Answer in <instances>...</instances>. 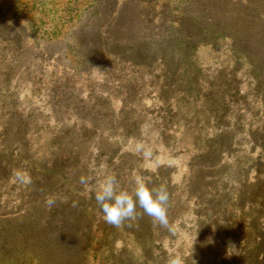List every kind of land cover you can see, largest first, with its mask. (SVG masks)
Masks as SVG:
<instances>
[{
    "label": "rangeland",
    "instance_id": "rangeland-1",
    "mask_svg": "<svg viewBox=\"0 0 264 264\" xmlns=\"http://www.w3.org/2000/svg\"><path fill=\"white\" fill-rule=\"evenodd\" d=\"M187 1L154 0L146 9L149 21L140 25L132 21V11L145 12L138 0H0V19L6 23L0 26V246L6 242L13 251L12 257L0 254V264H30L38 237L26 240L25 229L29 223L44 225L38 220L51 211L45 207L46 196L56 201L61 197V202L71 198L79 210H85L83 241L92 248L90 264H172L173 260L264 264L259 248L253 262L248 250L252 244L245 246L252 242L246 241L247 236L259 227L252 220L258 207L249 205L262 194L255 177L264 178V88L248 83L255 74L224 39L215 48L190 45L175 57L185 62L190 54L195 60L182 72L186 78L180 91L175 81L159 79V61L142 70L118 57L127 56L115 45L118 38L125 43L133 34H172L168 24L159 22L182 16ZM132 2L135 7L129 5ZM192 10L189 6L187 14L195 22L201 11ZM209 10L207 6L204 13ZM155 14L160 20L151 22ZM233 102L239 105H232V122L244 129L229 139L220 136L218 122ZM92 121L98 128L95 132ZM252 128L254 132L249 131ZM191 134L199 140L208 135L209 142L216 144L234 141L229 164L213 170L204 166L191 180L189 168L178 170L173 180L181 183V196L176 191L171 195L173 187H166L168 215L177 216L167 228L154 226L139 207L138 224L129 221L120 228L107 224L86 187L94 188L108 174H115L122 188L134 187L132 174L127 176V168L115 155L118 146L133 153L125 156L126 166L132 162L135 176L144 177L152 172L156 155L161 163L182 165L181 158L186 162L182 141L189 142ZM176 139L182 141L176 144ZM72 140L77 145L84 142L77 169L87 172L82 175L90 178L87 186L72 179V169L65 175L68 180H63L59 175L44 176L40 168L50 165V157L58 153L76 151ZM166 140L172 141L171 147ZM138 146L152 153L145 162L138 159ZM220 174L223 178L217 179ZM38 251L49 264L65 260L49 249Z\"/></svg>",
    "mask_w": 264,
    "mask_h": 264
},
{
    "label": "trees",
    "instance_id": "trees-1",
    "mask_svg": "<svg viewBox=\"0 0 264 264\" xmlns=\"http://www.w3.org/2000/svg\"><path fill=\"white\" fill-rule=\"evenodd\" d=\"M153 1L154 0H138V5H140V8L142 10H145V12L143 13L139 11L136 15V12L132 11V15H134L132 21L139 23L140 25L148 22L149 11H147L146 9L150 7V4ZM187 4L188 5H186L185 8L181 9L182 16H170V19H166V17H163V20L159 22L161 26H166L168 24L169 27L167 26V30H172V34L157 33L154 36L144 37H140L138 36V34H133L130 36L131 39L129 37V39L125 41V43L124 41L119 43V38L114 40L115 45H117L121 49V52L125 50L127 54V56H125V54H118L119 59L121 60L122 57H125L122 60L128 59L127 62L130 65L139 69L147 68L155 61H159V65L162 67L161 73L158 76L159 79L163 77L166 81L165 83H170L172 80L175 81L179 84V88L177 89H179L180 91V86H183L186 78V75H183L182 72L185 68L188 67V62L189 65L192 64L194 66L195 60L194 56H190V54H188L189 60L187 59V61L185 62H179V60H175V57L181 56L182 52L186 50L190 45H193V47L195 48L200 44H212V47L215 48V46H217V43L221 39H224L230 42L231 51H233L234 53L236 52L242 59H244L243 64H247L251 69V73H254L256 75L255 76L253 74L254 79L252 78V80H248V83H255L254 86L256 87V89H260V87L264 88V0H188ZM129 5L135 7L134 2ZM189 6L193 7V12L194 8L195 10L200 9L201 11L198 14L199 16H196L195 22H193L192 19H189L188 17L187 8ZM207 6H210V10L206 14L204 12L206 11ZM230 6H233L236 9L230 8ZM214 9L220 12L217 13ZM157 15L158 14L152 16L153 18L151 22H154L157 19L160 20ZM233 21L235 23H233ZM2 24H4V26L6 25V23L1 21L0 19V26ZM163 28L164 27H162V29ZM135 30L136 29H134V31ZM173 35H177V37L173 38ZM163 42L164 46H161ZM173 44L174 46H172ZM262 90L264 93V89ZM254 91L250 93L253 94ZM233 104L239 105L238 102H233L230 105V108H228V111L225 110L223 114V121L218 122V130L220 131V136L226 135L227 137H229V139H235L236 136L243 133L242 131H240L243 127L232 122L231 115L235 111L234 109H232ZM210 119L213 120L214 118ZM206 122L209 123V119H207ZM90 127L93 132L98 130L95 121H92ZM124 128H127V124L124 126ZM84 130H89L87 125ZM249 131L254 132V128L250 129ZM260 131L261 129L258 130V132ZM191 135L192 136H189V142L176 139V144L179 141H182V143L185 144L183 150L185 151L184 154L186 155V157H184L187 160L185 162L184 159L181 158L183 161L182 165L173 163L171 164L167 161L161 163L156 160L157 155L154 156V166H152L153 169L151 168L152 172L144 176L151 181V184L169 188L170 186H172L174 191L171 195H174L177 192V194L181 196V193L178 192V190L181 189V183L174 182L173 180L174 175L178 173V170L180 168H182L183 166H186V170L189 168L188 175L191 180L193 178L195 179L198 171L203 169L204 166L207 169L210 168L211 170H213L217 167L220 168L221 165H224L225 163L229 164L227 159H230L233 156L234 141L229 144H216L209 142L208 135L206 136V138L203 137L202 140H199V138H197L195 134ZM101 136L102 135H99L100 138ZM166 141L168 142V146L171 147L172 141ZM256 141L257 142L255 143L261 144L260 140ZM82 143L84 142L80 141V146H78L79 144H75V142L72 140L71 145H73V147L77 149L76 151H68L65 152V154H63V152L61 154L58 153L54 159L50 157V165L44 164L40 166L41 171L46 172L44 176H47L48 173V177L50 176L51 178H58L59 175L61 179L68 180L65 175L68 174L67 170L72 169V179L78 180L79 182V177H81L84 173H87L85 169H81V171L77 169L78 163L83 160L81 154L83 152V147L81 146ZM201 145L203 146L202 151H200ZM118 147V151L117 153H115V155L119 156L118 159L120 160V162H122V165L127 168V176L132 174L133 178L136 174V171L132 169V162H129L127 166L125 163V156L131 155L133 153H126L124 150H120V146ZM256 147H258L257 144ZM262 152L263 155H261V157L264 156L263 148ZM156 153H154L153 155H155ZM137 154L140 155L138 158L139 160L142 159L144 162L146 161V159L144 160L141 152H138ZM214 156L218 158L217 162L214 160ZM86 157L87 161H89L91 158L89 156ZM201 159H203V162H200ZM62 171H65V173H63ZM258 173L261 172L258 171ZM30 175L34 177V174ZM248 176L249 175H247V178ZM216 178L222 179L223 176L220 174ZM254 182L257 185V188L260 190V193L262 194H259L258 198H254L252 201H250L249 205L255 204V206L258 207L256 208L257 210L254 211L256 217L252 220H255V222L258 221L259 227L255 232H251L252 234H250V236H247L246 241L248 242L249 240H252V242L247 243L245 246L252 244V246H250L248 250H250L251 255L254 257L253 262H256L258 260L256 248H259L262 251H260L259 256L264 254L263 176H256ZM73 189L75 191H78V188L76 186ZM193 193L196 196H200L198 191H195ZM190 199H193V195ZM60 200L61 197L58 201H56L55 205L51 208V211L48 212L49 215H47V217L43 214L41 215L38 222L39 224L43 223L44 225L38 226L37 224L33 223L28 224V227L25 229L27 234L26 240L38 237V249H49L51 250V253H53V256L57 257V255H61L60 257L65 258V260H62L60 262L56 261L55 264H90L88 257L92 248L91 246L87 247L83 241V237L87 231V228L85 226V210H79V204L71 209L70 205H72V202L74 201L71 198L66 202H61ZM246 204L248 205L247 201ZM69 208L71 210H69ZM99 213H101V216H104L102 210H100ZM168 216H170L171 218L169 222L173 224L172 220L177 216ZM133 222L135 224H138L139 218ZM21 230L22 229H20V231ZM237 230H239V227L237 228ZM0 249H2V252L0 251L1 255L5 256V254H7V256L12 257V248L9 249L6 242H2ZM38 249H34L33 252H31L32 258L29 263L49 264V259L47 260L43 258ZM71 255L73 257L72 259ZM76 255L77 260L74 259Z\"/></svg>",
    "mask_w": 264,
    "mask_h": 264
},
{
    "label": "clouds",
    "instance_id": "clouds-1",
    "mask_svg": "<svg viewBox=\"0 0 264 264\" xmlns=\"http://www.w3.org/2000/svg\"><path fill=\"white\" fill-rule=\"evenodd\" d=\"M138 152H142L144 158H149L152 153L143 148L137 147ZM18 179L23 181L20 172L15 174ZM79 182L87 186L90 178L81 176ZM134 187L131 190L122 188L115 174L105 175L94 188L86 190L94 194L96 204L104 214V220L107 224L116 228L125 225L126 222L136 221L140 214L137 208L143 210V213L151 217L154 226L167 228L169 193L164 186H151V181L146 177L136 175L133 177ZM56 200L52 196H46L44 200L45 207L48 210L55 205ZM77 202H72V207H76ZM172 264H179V261L173 260Z\"/></svg>",
    "mask_w": 264,
    "mask_h": 264
}]
</instances>
